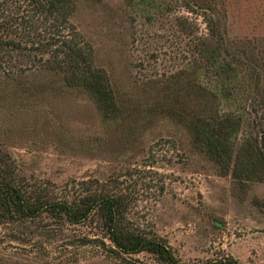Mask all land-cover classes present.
<instances>
[{"label": "rangeland", "instance_id": "1", "mask_svg": "<svg viewBox=\"0 0 264 264\" xmlns=\"http://www.w3.org/2000/svg\"><path fill=\"white\" fill-rule=\"evenodd\" d=\"M74 4L73 22L96 64L107 71L117 109L104 115L89 95L51 73L0 79L3 172L53 198L85 188L119 192L126 223L163 239L185 264L220 258L264 264V173L240 181L222 175L193 143L186 115L195 110L194 93L168 78L182 66L180 46L168 45L161 23L124 0ZM222 13L218 27L230 46H263L264 0H225ZM189 15L208 35L207 17ZM184 77L180 84L188 80ZM214 80L210 72L201 77L210 91ZM94 233L82 225L59 228L50 218L0 223V259L3 264H162L145 252L121 258L106 253Z\"/></svg>", "mask_w": 264, "mask_h": 264}, {"label": "trees", "instance_id": "2", "mask_svg": "<svg viewBox=\"0 0 264 264\" xmlns=\"http://www.w3.org/2000/svg\"><path fill=\"white\" fill-rule=\"evenodd\" d=\"M124 1L145 11L149 21L161 23L168 45L180 46L182 55L178 60L182 66L168 78L175 79L179 90L194 93L195 110L186 119L196 147L219 167L222 175L231 173L239 181L261 177L264 41L262 47L248 50L232 47L223 39L218 26L225 17V0ZM74 2L0 0V79L14 80L31 71L57 75L68 88L89 95L101 113L107 115L117 109V96L107 71L96 64L92 47L73 22ZM181 9L186 12L181 13ZM189 13L207 17L208 35L201 34L197 18ZM223 32L226 33L224 26ZM190 72L195 73L197 82L188 77ZM209 72L215 78L211 91L201 81L202 75ZM183 76L188 80L180 84ZM3 171L0 162V223L20 225L50 218L59 228L82 225L99 233L102 249L113 256L145 252L162 264H185L163 239L148 236L126 223L127 207L119 192L85 188L53 198ZM5 262L0 259V264ZM202 264L238 262L220 258Z\"/></svg>", "mask_w": 264, "mask_h": 264}]
</instances>
